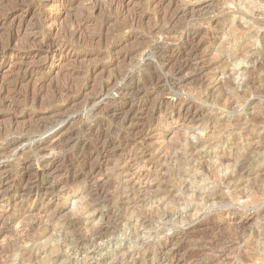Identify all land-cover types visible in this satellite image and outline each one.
Returning <instances> with one entry per match:
<instances>
[{
	"label": "rangeland",
	"instance_id": "obj_1",
	"mask_svg": "<svg viewBox=\"0 0 264 264\" xmlns=\"http://www.w3.org/2000/svg\"><path fill=\"white\" fill-rule=\"evenodd\" d=\"M0 264H264V0H0Z\"/></svg>",
	"mask_w": 264,
	"mask_h": 264
},
{
	"label": "bare ground",
	"instance_id": "obj_2",
	"mask_svg": "<svg viewBox=\"0 0 264 264\" xmlns=\"http://www.w3.org/2000/svg\"><path fill=\"white\" fill-rule=\"evenodd\" d=\"M193 35H194V34H193ZM189 36H190V35H189ZM150 52H151V51H150ZM150 52H149V53H150ZM151 53H152V52H151ZM182 69H184V66H180V67H178V68H174L172 71H170L169 77H171V78L175 77L177 74H179V73L182 71ZM124 74H125V73H124ZM121 75H122V74H121ZM129 75H130V74H129ZM152 75H153V74H152ZM123 76H124V75H123ZM123 76H122V77H123ZM144 76H145V75H144ZM146 76H148V75H146ZM150 76H151V75H150ZM131 77H133V76L131 75ZM151 77H152V76H151ZM125 78H126V77H125ZM147 78H148V77H147ZM167 78H168V77H167ZM129 79H130V78H129ZM129 79H128V80H129ZM139 79H140V78H139ZM145 79H146V78H145ZM164 79H165L164 75H160V74L157 75L156 78H155V80L158 81V82H160V81H162V80H164ZM130 80H132V79H130ZM140 80L143 81L144 78H143V79L141 78ZM148 80H149V78H148ZM152 80H153V79H152ZM169 80H170V79H169ZM129 82H130V81H129ZM139 82H140V81H139ZM144 82H145V80H144ZM146 82H147V81H146ZM150 82H151V81H150ZM150 82H149V84H150ZM140 83H141V82H140ZM127 84H128V83H127ZM136 85H137V84H136ZM141 85H142V84H141ZM143 85H144V84H143ZM143 85H142V86H143ZM146 85H147V84H146ZM128 86H129V85H128ZM139 86H140V85H139ZM137 88H138V87H137ZM125 90H126V89H125ZM121 91H122V89H121ZM130 92H131V91H130ZM122 94H123V93H122ZM176 101H177V100H176ZM181 103H182V102H181ZM179 105H180V104H179ZM173 106H174V105H173ZM173 106H172V107H173ZM180 106H181V105H180ZM124 109H125V108H124ZM127 109H128V108H127ZM127 109H126V111H125V115H124V118H126V119L128 118L129 115H131V114L135 111V109H134V107H133L132 105L130 106V108H129L128 110H127ZM179 109H180V108H179ZM54 124H55V123H54ZM54 124H53V125H54ZM91 124H92V123H91ZM45 127H46V126H45ZM52 127H53V126H52ZM52 127H51V128H52ZM89 127H90V126H89ZM42 128H43V127H42ZM34 131H35V130H34ZM41 131H42V129H41ZM36 132H37V130H36ZM36 132H35V133H36ZM38 133H39V132H38ZM41 133H43V132H41ZM145 135H146V134H145ZM145 135H144V136H145ZM118 137H119V136H118ZM111 140H112V139H111ZM105 142H107V141H105ZM105 142H103V145H105V144H104ZM111 142H112V141H111ZM111 142H109V143L111 144ZM107 143H108V142H107ZM109 143H108V144H109ZM108 144H107V145H108ZM35 145H36V148H37L39 144H38V143H35ZM105 146H106V145H105ZM34 147H35V146H34ZM106 147H107V146H106ZM101 149H102V148H101ZM98 152H99V151H98ZM101 154H102V153H101ZM66 159H67V158H66ZM63 160H64V159H63ZM70 160H71V159H70ZM76 160H77V159H76ZM79 160H80V159H79ZM61 161H62V160H61ZM61 161H60V162H61ZM65 162H66V161H65ZM62 163H63V161H62ZM47 164H48V162H47ZM52 164H53V162L50 163V165H52ZM64 164H65V163H64ZM72 165H73V164H72ZM45 166H46V165H45ZM45 166H44V167H45ZM47 166H48V165H47ZM47 166H46V167H47ZM54 166H55V165H54ZM83 166H84V165H83ZM48 167H49V166H48ZM62 167H63V166H62ZM65 167H66V166H65ZM69 167H71V166H69ZM51 168H53V167H51ZM54 168H55V167H54ZM66 168H67V167H66ZM88 172H89V171H88ZM90 173H92V172H90ZM88 175H89V174H88ZM90 175H91V174H90ZM227 178H228V176H227ZM227 178H226V179H227ZM229 179H230V177H229ZM54 182H55V181H54ZM53 185H54V184H53ZM52 188H53V187H52ZM53 190H54V189H53ZM37 193H38V192H37ZM5 196H6V195H5ZM2 197H3V196H2ZM7 198H8V197H7ZM5 199H6V198H5ZM3 200H4V199H3ZM5 201H6V200H5ZM167 211H169V210H167ZM167 211H165V213H166ZM170 211H171V210H170ZM15 231H16V230H15ZM13 233H14V232H13ZM74 251H75V249H74Z\"/></svg>",
	"mask_w": 264,
	"mask_h": 264
}]
</instances>
